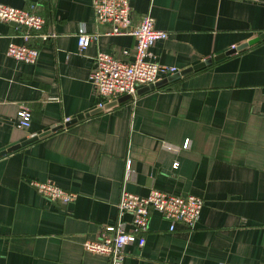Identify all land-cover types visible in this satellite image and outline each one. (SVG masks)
Instances as JSON below:
<instances>
[{
	"label": "crops",
	"instance_id": "1",
	"mask_svg": "<svg viewBox=\"0 0 264 264\" xmlns=\"http://www.w3.org/2000/svg\"><path fill=\"white\" fill-rule=\"evenodd\" d=\"M0 2L43 15V31L55 33L32 38L36 62L19 61L7 47L25 28L0 20L2 150L100 107L90 78L96 55L131 61L137 39L110 33L93 0ZM130 5L132 26L151 14L169 32L152 51L180 70L264 31V0ZM82 26L98 34L85 48ZM20 104L31 110L28 127L17 124ZM31 178L53 179L76 199L51 201ZM153 187L202 196L200 218L193 229L171 230L152 211L145 245H127L124 264H264V38L1 156L0 264H110L84 241L117 223L124 189L145 195Z\"/></svg>",
	"mask_w": 264,
	"mask_h": 264
},
{
	"label": "built area",
	"instance_id": "2",
	"mask_svg": "<svg viewBox=\"0 0 264 264\" xmlns=\"http://www.w3.org/2000/svg\"><path fill=\"white\" fill-rule=\"evenodd\" d=\"M93 6L98 22L111 23L110 33H131L137 39L134 59L131 61L103 50L96 55L90 78L102 98L99 106L125 94L136 99L140 86L155 83L164 76L180 70L175 65L158 61L154 56L153 44L158 39L169 36L167 30L156 26L154 16L148 14L138 25L132 26L130 0H93ZM0 20L17 22L25 28L21 33L22 41L11 40L7 47V54L19 61L30 63L37 61L40 51L32 43L34 36H41L44 39L55 36L54 32L43 31L46 18L27 8L0 2ZM97 36V33L89 32L82 26L78 34V43L85 48ZM236 46L237 44L232 45V47ZM31 117L29 107L20 104L17 113L18 126H30ZM174 165L177 166L178 162ZM130 170L131 161L129 160L127 172ZM30 183L51 201L67 204L75 200L77 196V192L59 185L50 178H31ZM203 205L202 196L194 193H173L153 187L148 194L143 195L124 189L118 204L117 223L106 226L99 239L85 240L84 249L109 256L110 264H124L127 245L135 242L139 246L145 245V234L150 227L152 211H157L170 220L171 230L176 229V223H182L193 229L200 218ZM125 215H130V219L126 220Z\"/></svg>",
	"mask_w": 264,
	"mask_h": 264
},
{
	"label": "water",
	"instance_id": "3",
	"mask_svg": "<svg viewBox=\"0 0 264 264\" xmlns=\"http://www.w3.org/2000/svg\"><path fill=\"white\" fill-rule=\"evenodd\" d=\"M14 24H17V22H12ZM264 38V31H262L260 34L250 38L249 40L237 45L236 47H232L231 49L227 50V51H224V52H220L216 55H214L213 57H208V58H205L193 65H190V66H187L179 71H176L175 73H172V74H169L167 76H164L163 78L159 79L158 81H156L155 83H151V84H148V85H145L141 88H139L138 92H141V91H144V90H149V89H152V88H155L157 86H161L163 84H166L168 81H171L175 78H178L182 75H185L191 71H194L196 69H200L204 66H206L207 64H210L212 63L214 60H219L221 58H224L225 56L229 55V54H232V53H235V52H238L239 50L259 41L260 39ZM130 98V95L129 94H125L117 99H114V100H111L107 103H105L103 106H100L98 108H95L91 111H88V112H82V113H79L77 114L76 116H73V117H70L69 119L66 120L65 123H60V124H56L54 126H52L51 128L49 129H46L38 134H34L32 136H30L29 138H26L24 139L23 141L21 142H18V143H15V144H12L11 146H8L7 148H4L2 150H0V157L9 153V152H12L18 148H21L22 146L30 143V142H33L43 136H46L52 132H55L65 126H68V125H71L72 123L80 120V119H83L85 118L86 116H89L99 110H103L105 108H109V107H112L116 104H118L119 102H122L126 99Z\"/></svg>",
	"mask_w": 264,
	"mask_h": 264
}]
</instances>
